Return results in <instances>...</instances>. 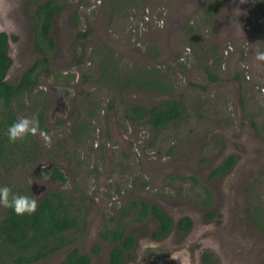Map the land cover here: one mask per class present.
<instances>
[{"label": "rangeland", "instance_id": "rangeland-1", "mask_svg": "<svg viewBox=\"0 0 264 264\" xmlns=\"http://www.w3.org/2000/svg\"><path fill=\"white\" fill-rule=\"evenodd\" d=\"M44 1L0 0V30L17 38L9 46V84L42 57L33 48L31 24ZM56 1L62 10L50 28L49 75L39 78L26 95L25 110L16 113L19 119L30 118L42 110L41 129L52 143L45 146L38 135L30 136L26 147L40 157L28 166L7 163L0 168V184L26 185L37 199L48 191L70 192L86 226L77 228L73 245L36 264H59L72 248L89 255L90 264H108L113 244L99 234L133 200L156 204L174 220L191 215L193 234L211 227L210 217L219 214L227 223L221 230L233 241L223 246L236 251L227 254L229 261L264 264V62L254 55L264 51V0ZM206 2L214 7L211 16L205 14ZM108 51L111 57L105 56ZM101 53L107 67L114 63L122 76L162 71L173 98L185 107L181 120L162 131L126 120V108L151 107L163 96L136 87L119 95L110 86L113 80L101 76ZM55 97L64 103L62 112L51 113ZM83 121L87 130L79 134ZM229 156L235 157L233 168L212 177ZM49 164L66 170L68 183L47 184L45 170L34 176L35 169ZM3 213L0 207V218ZM148 222L127 219V233L139 239L141 248L132 250L125 264L139 263L146 258L144 245L154 244ZM197 244L173 242L170 264H199L192 254Z\"/></svg>", "mask_w": 264, "mask_h": 264}, {"label": "trees", "instance_id": "trees-1", "mask_svg": "<svg viewBox=\"0 0 264 264\" xmlns=\"http://www.w3.org/2000/svg\"><path fill=\"white\" fill-rule=\"evenodd\" d=\"M204 8L205 14L211 16L214 7H209L206 2ZM60 10H62V5L56 0H45L38 4L32 20L31 31L34 47L42 57L34 61L16 84H9L5 80L11 62L6 54V36L0 33V168H3L7 163L13 166L17 164L32 165L39 156V154L35 156V149L32 146L26 147V140L30 139V136L12 143L8 139L7 130L19 119L16 113L25 110L26 95L37 87L38 80L42 75H49L47 54L49 50L54 49L50 28L54 16ZM151 50L152 52L150 51L149 54L156 57L155 50ZM96 53L99 54L100 49ZM105 56L111 57V53L108 51ZM100 61V67L105 73L101 76L105 82L113 80V84H109L114 86L115 90L117 89L119 95L124 89L136 87L165 97H162L158 103L151 107L131 105L124 110L126 120L150 126L154 131H162L170 123L176 125L181 120L185 113V107L180 99L173 98L174 95L162 71L156 68L150 71L136 70L122 76L120 72L118 73L114 63H108L107 67V60L103 53H101ZM109 64H112V67ZM105 75H107V79ZM209 80L214 82L217 78L209 76ZM43 104L44 102L41 103L42 107ZM43 115L41 110L38 114L40 128L43 125ZM90 116H93V113H89L88 117ZM86 125L87 121H83L76 131L79 134L85 133ZM234 160V156L227 157L220 166L212 171L211 176H217L231 168ZM45 173L52 181L67 183L63 172L56 165L45 170ZM173 176L169 175L168 178H173ZM0 187L4 186L0 184ZM11 191L13 194L32 197V193L26 185L13 188ZM204 192L207 203H209L210 195L205 188ZM72 195L67 191H48L37 200L38 207L32 215H17L11 209L3 208L4 213L0 218V264H36L73 245L78 239L75 236L77 228L85 227L86 219L85 213L80 211L79 206L73 204ZM84 211L86 212V210ZM120 212L117 220L114 217L110 219L114 225L99 234L102 241L113 244L108 254L109 264H122L126 252L128 256H131L134 237L124 235L127 219L130 216L133 221H136L140 218L143 220L146 215H152L158 223V230L154 233L155 237L163 236L172 225L169 217L155 204L148 205L146 202L133 200L128 207H123ZM186 221V219H180L177 226L181 229L185 228ZM98 248L99 246L94 249V253L98 252ZM89 262V256L82 254L78 248H72L59 264H89Z\"/></svg>", "mask_w": 264, "mask_h": 264}, {"label": "flooded vegetation", "instance_id": "flooded-vegetation-1", "mask_svg": "<svg viewBox=\"0 0 264 264\" xmlns=\"http://www.w3.org/2000/svg\"><path fill=\"white\" fill-rule=\"evenodd\" d=\"M31 26H32V24H31ZM3 34L6 36V45H7L6 54H7V57L10 59V62H11L10 66H9V69H10L11 66H12V59H11V57L9 55V46H10L11 42L17 41V38L15 36H9L7 33H3ZM31 38H32V31H31ZM32 44H33V40H32ZM33 48H34L35 52L38 53L36 51L35 47H34V44H33ZM9 69H8V71H9ZM8 71L6 72L5 80H7L6 78H7ZM54 104H55V108L54 107L51 108V113H57L56 110H58V112H62V108H63V104H64L62 102V99L59 98V97H55ZM233 164H232L231 168H229L225 172H223V173H221V174H219L217 176H213V177H218V176L220 177V176L225 175L226 172L230 171L233 168ZM57 166H58L59 170L61 172H63L64 177L66 178L67 177V174L65 172L66 170H64L60 165H57ZM36 174H40L41 176L45 175L43 173V171H39ZM35 177H37V176L35 175ZM66 179H67V183H68L69 178L67 177ZM45 182L47 184H49V185H55V186H61L62 184H64V183H61L59 181H52L48 175H47V180ZM60 189L64 190L63 188H60ZM208 193H209V191H208ZM209 195H210V193H209ZM35 196H36V194H35ZM138 202H145V201L139 200ZM147 204L148 205H153V204H149V203H147ZM137 211H139V210H137ZM161 211L167 217H169V219L172 222L171 227L161 237H155L154 236V233L158 230L157 229L158 223L156 222L155 218L152 217V215H146L143 220H141V218H140L139 220L134 221L137 224H142L148 218L151 219V222H148L146 225H152L153 226V228L151 229V230H153V232L150 233L149 237L151 238L150 240H152L154 242L153 245H149V244H145L144 245L143 248L146 249V252H147L146 258L141 260L139 263L136 262L134 264H145V263H147V264L148 263L149 264H170L169 257L171 256L170 252L173 249V247H171L172 243L175 242V241L185 242L186 239H187L188 242H190L191 240H195V243L196 244L198 243L196 245L195 254H194V252L192 254H193V256L198 258L199 262L197 261V259H196V261L199 264H218V263H221V264H233L234 260L229 261V257H228L227 254L232 255V253H234L236 251H235L234 248L232 249L231 245L223 246L224 242H227L228 240H230V242H233V241H232V238L228 239V236L230 234H226L225 231L221 230V228L224 225L227 226V223L224 222V221H221L223 219H221L219 214L212 215L210 217V218H213L211 220V221H213L211 227L203 228V229L199 230L197 233L193 234V229H194L195 222H194V219L191 217V215H184V216H181L178 219L174 220L168 214H166L162 209H161ZM180 219H186L187 220L185 222V225H186L185 228L181 229V228H179L177 226V222ZM124 235L125 236H133L134 237V247L132 248V250L135 251L136 249L141 248V246H138L139 245L138 244L139 243V239H137V237H135L131 233H127V225L125 226ZM197 235H199V236H197ZM189 236H191V237L188 239ZM215 246H217L219 249L220 248L222 249V252H221L222 255L218 254V250H217L218 248H216ZM87 256H89V255H87ZM131 257H132V255L128 256L127 252L124 253V260H123L122 264H125L127 262V259H129ZM89 258H90V256H89ZM90 263H91V258H90L89 264ZM108 264H109V261H108Z\"/></svg>", "mask_w": 264, "mask_h": 264}, {"label": "clouds", "instance_id": "clouds-1", "mask_svg": "<svg viewBox=\"0 0 264 264\" xmlns=\"http://www.w3.org/2000/svg\"><path fill=\"white\" fill-rule=\"evenodd\" d=\"M254 55L256 61L264 62V51L257 50ZM7 135L9 141L12 143L23 140L27 136L37 135L44 141L45 146L50 147L52 143L51 136L40 128L39 119L35 115L30 118L24 117L18 119L9 126ZM0 207L11 209L17 215H32L37 210L38 203L36 197L13 194L9 187L4 186L0 187Z\"/></svg>", "mask_w": 264, "mask_h": 264}, {"label": "water", "instance_id": "water-1", "mask_svg": "<svg viewBox=\"0 0 264 264\" xmlns=\"http://www.w3.org/2000/svg\"><path fill=\"white\" fill-rule=\"evenodd\" d=\"M0 33H6V32H4L3 30H0ZM53 165H54V164H53ZM53 165L49 164V165H45V166L38 167V168L35 169V171L33 172V173H34V176H35L36 173L39 172V171L49 170V168H50L51 166H53ZM66 178H67V177H66ZM145 264H147V263H145ZM148 264H149V263H148Z\"/></svg>", "mask_w": 264, "mask_h": 264}]
</instances>
